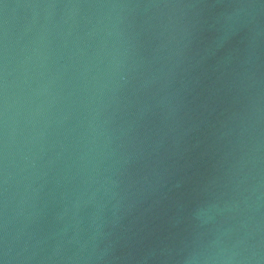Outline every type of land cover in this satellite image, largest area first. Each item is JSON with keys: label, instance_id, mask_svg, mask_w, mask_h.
Instances as JSON below:
<instances>
[{"label": "water", "instance_id": "water-1", "mask_svg": "<svg viewBox=\"0 0 264 264\" xmlns=\"http://www.w3.org/2000/svg\"><path fill=\"white\" fill-rule=\"evenodd\" d=\"M0 264H264V0H0Z\"/></svg>", "mask_w": 264, "mask_h": 264}]
</instances>
